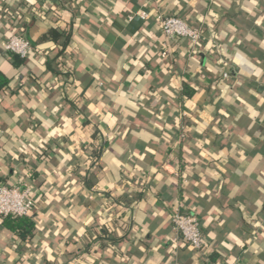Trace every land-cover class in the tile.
<instances>
[{"label":"crops","instance_id":"1","mask_svg":"<svg viewBox=\"0 0 264 264\" xmlns=\"http://www.w3.org/2000/svg\"><path fill=\"white\" fill-rule=\"evenodd\" d=\"M8 2L35 51L17 71L2 24L0 179L31 187L38 231L21 250L0 223V264H264V0ZM158 12L203 28L200 44L165 46ZM67 32L68 79L44 64ZM175 207L199 217L201 250ZM104 221L122 242L94 240Z\"/></svg>","mask_w":264,"mask_h":264},{"label":"built area","instance_id":"2","mask_svg":"<svg viewBox=\"0 0 264 264\" xmlns=\"http://www.w3.org/2000/svg\"><path fill=\"white\" fill-rule=\"evenodd\" d=\"M142 17L146 19L147 15L143 13ZM157 19L160 23L165 46L170 40L186 39L190 42L192 48L195 49L203 38V28L191 27L179 17L158 12ZM3 48L6 53L17 55L21 59H28L35 51L31 41L23 35L11 36L9 40L3 43ZM163 55L165 56L166 54L164 53ZM227 76L228 74H225V77ZM185 137L186 127L183 125L180 138L184 139ZM31 193L32 189L29 185L24 187L0 186V219L27 216L34 207ZM171 224L180 238L193 248L202 249L204 235L197 215L187 213L180 207H175L171 215Z\"/></svg>","mask_w":264,"mask_h":264},{"label":"trees","instance_id":"3","mask_svg":"<svg viewBox=\"0 0 264 264\" xmlns=\"http://www.w3.org/2000/svg\"><path fill=\"white\" fill-rule=\"evenodd\" d=\"M11 3L8 2V0H5L3 4L0 5V34H3V23H10L9 25L11 26V33L4 34L3 35V43L11 38L13 35H22V33L25 31V27L21 26V22L23 20V12L21 9L16 11L18 14L16 17H14L15 21H11ZM6 21V22H4ZM54 30V29H53ZM58 31V30H57ZM64 37V42L62 43L61 47L58 49L56 56L53 58L47 57L46 60L44 61V64L47 68V71H49L51 74L57 76V77H62V78H70L73 75V69L71 66L68 65L66 62V51L69 46L70 40H71V32L67 33H62L61 34ZM33 45V44H32ZM34 47V45H33ZM35 49V47H34ZM8 58L11 60L12 66L17 70L20 71L26 62V59H21L19 56L14 55V54H8ZM9 83V77H7L1 70H0V92L4 91L6 86ZM196 93V89L193 87H190L188 85H185L182 91L181 96L191 98L194 94ZM66 103H69L67 99H65ZM73 105L72 103H70ZM74 106V105H73ZM76 107V106H74ZM103 151L100 149L98 152L95 151L92 153V162L93 165L97 162V160L101 157ZM85 186L89 189H93V183L92 182H84ZM3 185H8L12 186L10 184H6L4 180L0 179V186ZM121 203L114 199L111 204L110 208H115L119 207ZM114 206V207H113ZM34 208V207H33ZM30 211V213L27 216L24 217H6L4 219L0 220L1 226L4 228L8 229L12 233L15 234L17 239L23 244V247H20L22 250L23 248H30L33 244V241L37 235L38 231V223L36 220V214L34 213V209ZM113 221H104L101 225V228L103 230V235L98 236L95 241H99L101 246H104V242L108 241L111 244H117L122 242V239H119L116 237L114 231L112 230V227L114 226ZM204 235V234H203ZM182 239V238H181ZM204 237H203V245H204ZM93 239L91 243L87 246V250L91 249L92 243L95 242ZM183 242L187 243L182 239ZM188 244V243H187ZM202 245V246H203ZM20 250V251H21ZM19 251V250H18ZM30 254V253H28ZM27 254V258L28 255ZM24 257H20L18 260L17 264H23L25 262ZM216 264H221L219 262H216Z\"/></svg>","mask_w":264,"mask_h":264}]
</instances>
